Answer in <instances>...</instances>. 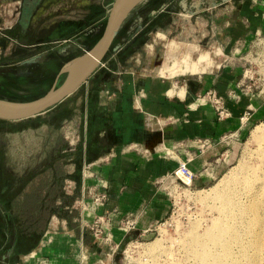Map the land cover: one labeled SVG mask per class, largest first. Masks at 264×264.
Returning a JSON list of instances; mask_svg holds the SVG:
<instances>
[{"label":"crops","instance_id":"0c3cea01","mask_svg":"<svg viewBox=\"0 0 264 264\" xmlns=\"http://www.w3.org/2000/svg\"><path fill=\"white\" fill-rule=\"evenodd\" d=\"M108 1L47 0L34 6L19 27L23 34L18 52L8 48V75L21 79L20 74L27 77L41 70L49 76L46 81L51 80L45 87L60 86L68 76L63 69L103 37L116 2ZM179 1L144 0L135 7L92 76L53 109L60 110L69 99L81 105L64 124L66 139L71 146L80 142L84 167H89L87 175L82 167L80 181L71 180L73 190L80 197L105 190L109 198L103 205L89 204L88 210L76 211L70 221L53 216L34 248L21 254L16 264H116L117 255L86 224L98 216L109 217L114 246L127 236L145 237L169 217L170 189L176 184H209L224 139L245 125L264 123L263 82L239 80L243 72L233 65L207 72L215 64L211 53L168 40L166 34L177 30L202 40L203 28L209 26L200 24L197 14L188 16L182 7L173 9ZM225 3L233 4L223 24L225 41L215 40L234 57L246 51L255 35H264V0ZM13 14L9 32L21 19L20 5ZM210 24L208 34L215 37L217 24L212 18ZM65 28L69 32L59 34ZM158 40L165 42L166 49L162 63L155 65ZM145 46L149 51L142 57ZM187 74L198 77L173 80ZM212 90L224 97L228 118L220 119L211 105L198 102ZM29 101L33 100L19 102ZM182 166L193 177L185 176ZM127 221L134 223L129 234L120 230Z\"/></svg>","mask_w":264,"mask_h":264},{"label":"rangeland","instance_id":"374dc122","mask_svg":"<svg viewBox=\"0 0 264 264\" xmlns=\"http://www.w3.org/2000/svg\"><path fill=\"white\" fill-rule=\"evenodd\" d=\"M112 1L114 0H109L108 2ZM223 1H205L200 5L199 9L203 11L197 14L199 16L198 21L200 24L209 25L203 28L205 36L201 38L202 40L195 37L192 32L191 34L182 36L178 33V30L177 32L174 31L171 35L166 34V37L168 40L196 45L200 50L211 53L215 64L207 72L219 65L221 69H224V66L233 65L238 69L240 68L241 73L243 72L239 80L246 77V80L252 78V81L260 80L264 83V52L261 50L257 52L260 42V40H256L257 35L253 37L250 46L245 49V52H239L238 56L234 57H232L231 53L227 54L216 43L215 39L218 37L221 38L217 40L219 44L225 41L223 24L230 14V8L233 6L232 3L226 4ZM20 4V0H0V96L18 101H28L49 91L50 87H45L44 84H50L51 80L46 81L49 76L48 74H45L47 76L43 75L44 73L41 70L31 72L32 77H24L20 74L21 79L11 78L8 75L10 74L6 67L9 61L7 56L8 48L14 53L18 52V42L21 40V37L11 34L8 28L13 27V8ZM189 6L191 11L195 10L193 4ZM176 8L180 9L181 5L178 4L173 7V9ZM180 13L182 12L180 11ZM187 15L190 16L192 13H188ZM180 18L182 16L176 17V21L179 22ZM211 18L217 24L215 37H211L208 34L211 31ZM191 20L195 19L189 18V21ZM261 37H264V35L261 34ZM152 41H155V36L152 38ZM156 43V60L154 64L160 65L166 44L162 40H158ZM148 51L149 47L145 46L142 50V57H145ZM140 65L141 67L145 66L143 61ZM3 68L6 71H3ZM245 72L248 73L246 76ZM191 77L197 78L198 75L187 74L173 78V80ZM72 102V99L67 100L59 110L60 114L41 116L42 120L48 121V123L38 122L37 120L35 121L37 123H33V121L27 122V120L26 122L0 120V183L9 185L8 188L11 190L10 192L7 190L3 191L0 186L1 201L6 202L8 198H15L14 194L18 195L23 191L25 193L34 192L40 182L49 181L51 175V171L48 170L49 162L53 157L54 147L60 139L66 141L70 148L79 154L77 158H73L70 161L63 160L62 164L64 167L67 166V173H75L78 161L81 168H84L85 163L82 157L83 152L81 144H79L80 142L71 146L69 143L70 139H66L65 118L71 116L81 106ZM260 128L264 129V123L245 125L243 129L224 139L223 151L219 157L220 160L214 167L212 180L209 184L203 187L176 184V187L170 189L173 206L169 217L157 225L145 237L127 236V239H130V241L126 243V240H124L119 245L116 252L118 257L116 264H197L193 254L187 250L185 244L191 238V234L195 232L198 225H202L201 231L205 232L215 217H218L222 201L216 197L217 192L228 196L231 203H234L231 206L232 208L237 211H246L252 216L253 195L261 193L264 198V188H260L261 181L255 174V171L263 165L260 157L264 152V139H256L255 137V131ZM260 169V175L264 177V167ZM81 170L80 176H83V169ZM33 178L35 179L31 183H28L25 190L21 186L19 187V184L22 185L24 182H30ZM64 190L66 194L71 196L76 193L71 185V180H66ZM24 195V193H21L18 196L19 199L13 202L15 210L20 205ZM79 197L73 203L74 210H76V207H79L77 204L81 198ZM248 214L245 213V216L251 217ZM238 221L239 219H233L230 221V224L237 227ZM234 230L232 229L231 233H234ZM238 231L241 237L244 238L235 244L234 249L236 251H238L242 243H248L253 238L254 233L260 231V227L253 225L247 229L241 224ZM2 236L0 232V264H8V259H4L5 255H3V249L6 245L3 242ZM243 257V255H239V258L243 259ZM225 261L228 262L229 259L225 257Z\"/></svg>","mask_w":264,"mask_h":264},{"label":"trees","instance_id":"16d2710c","mask_svg":"<svg viewBox=\"0 0 264 264\" xmlns=\"http://www.w3.org/2000/svg\"><path fill=\"white\" fill-rule=\"evenodd\" d=\"M144 42L145 40L142 41V44ZM0 99L18 101L4 96H0ZM55 114H60L59 110L56 109L47 113L50 116ZM36 118L29 119L27 122L33 121L34 123L37 120L48 123V121H43L41 116ZM78 155L66 141L60 139L54 147L53 157L49 162L48 170L51 171L49 181L40 182L34 192H20V194L24 193L25 195L16 210L13 208V202L19 199L20 194H14L15 198H8L6 202L0 200V232L6 245L3 249V255H5L4 259H8V264H16L21 254L30 252L34 248L39 238L46 232L53 216L70 221L77 215L76 210L73 209V203L79 195L76 193L72 196L66 194L64 186L66 180L80 181L82 168L78 161L77 165L75 164V173H67V166L64 167L62 162L77 158ZM34 179L22 183V185L19 184V187L21 186L25 190L28 183ZM0 186L3 191H11L8 188L9 185L3 183Z\"/></svg>","mask_w":264,"mask_h":264},{"label":"bare ground","instance_id":"6f19581e","mask_svg":"<svg viewBox=\"0 0 264 264\" xmlns=\"http://www.w3.org/2000/svg\"><path fill=\"white\" fill-rule=\"evenodd\" d=\"M255 137L256 139H264V129H257L255 131ZM260 159L263 161V165L255 171V174L261 181L260 188H264V177L260 175V168L264 167V152ZM216 197L222 201L218 213L219 215H217L218 217H215V219L213 218L212 224L207 227L205 232L201 231L202 225H198L195 232L191 234V238L185 244L187 250L193 254L197 264H264L263 195L261 193L253 195L252 203H254V205L252 216L246 211H237L232 208L231 206L234 205V203H231L228 196L217 192ZM245 213L251 217H246ZM233 219H239L237 227L230 224V221ZM241 224L247 229L253 225L259 226L260 231L255 232L253 238L248 243H242L238 251H236V249H234L235 244H237L239 240L242 241L244 238L241 237L238 231ZM232 229H235L234 231L237 232L231 233ZM239 255H243V259L239 258ZM225 257L229 259L228 262L225 261Z\"/></svg>","mask_w":264,"mask_h":264},{"label":"water","instance_id":"95a60500","mask_svg":"<svg viewBox=\"0 0 264 264\" xmlns=\"http://www.w3.org/2000/svg\"><path fill=\"white\" fill-rule=\"evenodd\" d=\"M144 0H116L107 23L103 37L98 44L68 64L62 71L67 73L66 80L60 85L53 87L46 95L29 102L10 101L0 99V120L8 122H21L43 116L64 102L74 94L95 72L104 56L109 51L118 29L128 17L129 13ZM205 1L214 0H180L179 4L187 13L199 14V9ZM231 0H224L228 2ZM190 4L195 10H190ZM130 239L126 240L128 243Z\"/></svg>","mask_w":264,"mask_h":264},{"label":"built area","instance_id":"2783aa9c","mask_svg":"<svg viewBox=\"0 0 264 264\" xmlns=\"http://www.w3.org/2000/svg\"><path fill=\"white\" fill-rule=\"evenodd\" d=\"M257 41L260 40L257 52L260 50L264 52V37H261V34H257ZM256 52V53H257ZM248 73L245 72V76ZM246 78V77H245ZM252 80V78H249ZM198 102L201 105H211L218 113L220 119H226L230 116L229 111L225 107V99L221 95H219L216 91L212 90L206 93L203 97H199ZM89 167H84V174H88ZM181 172L187 177H193L186 169L185 166L181 167ZM89 197L87 195L81 196L78 200L79 207H76V210L80 213V211L84 212L88 210L89 204L92 206L97 207L98 205H103L109 198L108 193L105 190L93 193L89 191ZM80 218V216H79ZM86 228L92 233V235L97 239L100 240L103 246L108 247L109 252L113 255L116 254L119 245H113L112 239V225L111 220L107 216H98L93 223L86 224ZM134 229V223L127 221L125 225H123L120 230L129 234Z\"/></svg>","mask_w":264,"mask_h":264},{"label":"flooded vegetation","instance_id":"af4514ba","mask_svg":"<svg viewBox=\"0 0 264 264\" xmlns=\"http://www.w3.org/2000/svg\"><path fill=\"white\" fill-rule=\"evenodd\" d=\"M20 1H21V4H20V16H21V19L19 21L20 23L19 22L16 23L14 29L12 28V30L10 32L11 34L16 35V37H20L18 35L23 34V32L19 31V27H20V25H22V21L24 19L25 14L27 12L31 11L34 6H36V5H44L47 2V0H20ZM68 32H69V30H67V28H65V29H61V32L59 34H66Z\"/></svg>","mask_w":264,"mask_h":264}]
</instances>
